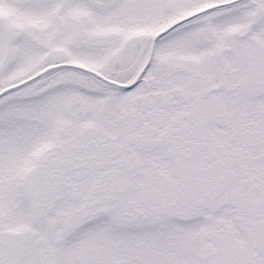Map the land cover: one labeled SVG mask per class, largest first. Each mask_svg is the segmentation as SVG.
<instances>
[{
    "label": "snow or ice",
    "instance_id": "6c2138e0",
    "mask_svg": "<svg viewBox=\"0 0 264 264\" xmlns=\"http://www.w3.org/2000/svg\"><path fill=\"white\" fill-rule=\"evenodd\" d=\"M0 264H264V0H0Z\"/></svg>",
    "mask_w": 264,
    "mask_h": 264
}]
</instances>
